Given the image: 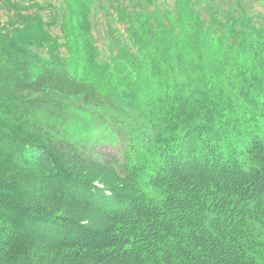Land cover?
I'll return each mask as SVG.
<instances>
[{
	"label": "trees",
	"instance_id": "trees-1",
	"mask_svg": "<svg viewBox=\"0 0 264 264\" xmlns=\"http://www.w3.org/2000/svg\"><path fill=\"white\" fill-rule=\"evenodd\" d=\"M192 1L173 0L185 28L174 52L184 64L167 66L160 81L145 86L135 68L116 74L91 61L80 75L59 74L94 93L98 87V97L115 109L83 108L46 93L0 98V264H157L151 248L162 250L163 264H183L176 252L194 255L199 264H264V28L242 26L249 23L243 14L218 24L222 34L210 36ZM135 2L149 6L156 0ZM28 31L39 34L34 27ZM84 33H66L73 54L89 50ZM3 38L10 55L4 57L0 47V63L10 62L1 71L13 75L17 64L24 66L12 52H25L14 38ZM169 43H176L171 33ZM205 55L211 67L204 70ZM25 56L39 73L56 74L55 63L38 61L31 51ZM160 60L169 63L172 56ZM94 126L102 140L129 138L116 187L109 180H99L101 188L93 183L99 174L93 166L104 163L85 153V143L98 138ZM64 151L77 160L73 170ZM62 200L96 209L102 223L91 227L82 215L65 213ZM127 211L129 219L117 220L124 212L130 216ZM47 228L55 243L44 237ZM54 246L58 254L49 251ZM142 247L150 251L142 253Z\"/></svg>",
	"mask_w": 264,
	"mask_h": 264
},
{
	"label": "rangeland",
	"instance_id": "rangeland-1",
	"mask_svg": "<svg viewBox=\"0 0 264 264\" xmlns=\"http://www.w3.org/2000/svg\"><path fill=\"white\" fill-rule=\"evenodd\" d=\"M192 2L193 6L196 5V15H199L203 27L208 30L207 33L210 36H220L222 32H220L221 28L217 26L218 24L223 26L227 22V24L234 22L243 14L249 19V23H240L242 26L249 25L256 30L264 28V0H193ZM210 3L213 5H210ZM153 4L149 6L147 4L137 5L135 0H0V47L4 48V57L10 54L6 51L8 49L3 37L14 38L22 44L21 47L24 49L25 54L26 51H31L38 61L55 63L53 66L56 69V74L53 73L52 75L39 73L34 63L25 54H19L21 50H14L11 58L18 57L21 66H24V68L21 69L17 64L13 75L1 71V66L7 68L6 64L10 62V58H2L3 60L0 63V98H22L27 96L34 98L38 96L37 99H39L46 93L48 95L54 94L57 99L77 103L83 108L113 110L114 107L111 104L98 97V87L96 89L97 93H94L81 83L72 82V80H68L67 77L59 74L62 72L64 75L69 73L80 75V68L86 67V62L91 61L100 65L105 64L108 70L113 73L116 72V74L121 72V67L130 72L135 68L138 72L136 78H140L141 82L143 80L146 86L147 81L154 82V80L160 81L163 79L164 69L167 66L174 65L179 69L184 62L182 60L177 61L176 57L179 56L174 52L176 50L174 47L183 42L184 19L179 18L175 12L173 0H156V3L153 2ZM30 27L38 30L39 34L28 33ZM170 29L172 32L169 31ZM77 30L85 31V41L83 38L80 40L84 45L88 43L89 50L84 47L78 54H73L67 48L66 33L70 35ZM235 30L240 34L242 27L236 26ZM170 33L176 41L171 45L169 43ZM246 33L250 34V31H246ZM71 38L73 39L69 43L72 46L73 40L77 36L73 34ZM250 40L253 42L263 41L256 36H252ZM209 46L212 48L211 45ZM167 54H171L172 62L164 63L160 59L164 60V56ZM192 58V66L197 67L198 65L194 62L195 58ZM210 60L211 56L208 55H205L202 59L201 66L204 70L211 67ZM116 65H119L118 68H116ZM21 76H26L29 81L23 83ZM89 79L90 77L87 76L86 80L89 81ZM92 81L95 83L98 79L95 78ZM141 85L138 83V90ZM99 89L103 91L101 85ZM157 89L156 92L160 94L162 90L159 87ZM152 94L149 97L150 99H154L155 95ZM115 95H120V93H115ZM155 106L154 104L151 107L155 108ZM141 107L146 106L141 104ZM55 114L60 115V113ZM129 118L132 119V117ZM114 129H118L115 124ZM121 129L126 130V127L123 126ZM94 130L98 133V138H96V142L85 143V153L89 156L95 155L104 163L100 164L102 168L93 166L94 169L99 170L100 174L93 176V183L101 188L102 184L99 180H109L114 181V187H116L117 183H120L118 179L121 173L119 163L122 162L123 151L129 138H123L120 134H117L115 137H111V140H102L99 128L94 126ZM65 145L63 147H66ZM63 154L66 159H69H64L67 166L68 162L70 164L68 168L71 170L76 168L74 166L77 160L67 151H64ZM114 161L118 163V167L115 166L110 169L106 166L108 164L113 166ZM218 172L215 174H218ZM219 179L224 183L222 177ZM59 206L69 215H82L83 220L87 221L91 227L98 228V224L103 221L100 218V212L96 209L84 210L68 200L60 201ZM125 213L115 215L117 220L119 218L129 219L132 215V212L127 211L130 216L125 215ZM209 219L214 220L215 217L209 216ZM152 226L156 227V224ZM153 227H148L146 230L153 232ZM206 227H208V224H206ZM47 229L46 235L48 236L44 235V237L54 242L55 240L52 238L54 234L50 228ZM127 230L130 232L129 228ZM212 231H215L214 224ZM259 240L264 243V236ZM52 249H55L57 254L60 252L55 246L51 247L49 251L51 252ZM151 249L158 254L157 264H163L165 259L162 250ZM149 251L150 248H141L142 253ZM26 252L29 253L28 248ZM176 255H178L179 262L183 264H190V262L199 264L192 258L194 255L190 257L178 252H176ZM48 257L51 256L48 255ZM261 257L264 262V251ZM205 262H207V259L200 264Z\"/></svg>",
	"mask_w": 264,
	"mask_h": 264
}]
</instances>
